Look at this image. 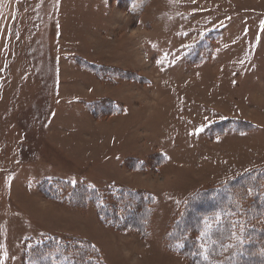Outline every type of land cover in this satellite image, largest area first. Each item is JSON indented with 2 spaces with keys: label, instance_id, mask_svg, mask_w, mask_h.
<instances>
[{
  "label": "rangeland",
  "instance_id": "rangeland-1",
  "mask_svg": "<svg viewBox=\"0 0 264 264\" xmlns=\"http://www.w3.org/2000/svg\"><path fill=\"white\" fill-rule=\"evenodd\" d=\"M261 233L264 0H0V264H232Z\"/></svg>",
  "mask_w": 264,
  "mask_h": 264
},
{
  "label": "trees",
  "instance_id": "trees-1",
  "mask_svg": "<svg viewBox=\"0 0 264 264\" xmlns=\"http://www.w3.org/2000/svg\"><path fill=\"white\" fill-rule=\"evenodd\" d=\"M244 178L241 177V178H238L236 179L234 182H233V185L234 186H239L241 185V189L242 188V184L244 182H246L247 184L250 183V185H248V187L250 186H254L256 185V182H252V178H251V181H244ZM224 187V186H221V188ZM226 187V186H225ZM227 187H230V185H228ZM208 195H210L209 192H207V200H196V203L193 204L196 205V204H200V203H207V211H212V210H216L218 208V205H222V203H224L225 201L224 200H221L219 203H214V200L208 198ZM255 203L257 201L256 204L258 205H261L262 202H260L258 199H255L254 200ZM200 205L201 209H202V205ZM193 209L195 210H198L200 209L199 206L198 207H193ZM197 212L196 211H193L192 213H188L187 214V217L184 218V220H179V222H177V227L180 225V224H183L184 226H187V227H190V229H193L195 227V222H194V218L193 216L196 217ZM220 227H228V223L226 222L225 224L223 225H219ZM223 234H216L214 236V238L212 239V242H216L218 243V245H215L212 247V252L215 254L216 252L214 251L215 249L223 246L225 244V241L223 240V237H222ZM239 239V238H238ZM238 239H236V243L240 246V247H243V250L241 251H238L236 254L233 255V259H231V263L232 264H264V235L261 233L260 235L257 236V238H255V240L253 242L251 241H246V240H243V242H240ZM54 245L52 244V242L48 241V242H43L41 244H31L28 246L27 248V251H26V254H27V262H25V264H33V256L37 258H40V256L38 255H34L35 252L40 254V255H44L46 251H48L50 248H53ZM81 249H80V246H76V251L79 252ZM239 253V254H238ZM218 255V254H217ZM216 255V256H217ZM221 254L218 255V257L220 256ZM207 261H210V259H213L215 258L214 257H211V253L209 251H207ZM246 259V260H245Z\"/></svg>",
  "mask_w": 264,
  "mask_h": 264
},
{
  "label": "snow or ice",
  "instance_id": "snow-or-ice-1",
  "mask_svg": "<svg viewBox=\"0 0 264 264\" xmlns=\"http://www.w3.org/2000/svg\"><path fill=\"white\" fill-rule=\"evenodd\" d=\"M134 10H135V6H134ZM200 130H202V128L200 129ZM73 183H75V181H73ZM6 256H7V253L5 252V253H3V255L2 256H0V260H3V259H5L6 258ZM208 258V256H207V251L205 250V259H207Z\"/></svg>",
  "mask_w": 264,
  "mask_h": 264
},
{
  "label": "crops",
  "instance_id": "crops-1",
  "mask_svg": "<svg viewBox=\"0 0 264 264\" xmlns=\"http://www.w3.org/2000/svg\"><path fill=\"white\" fill-rule=\"evenodd\" d=\"M70 96H78V95H76V94H75V95H72V94H71Z\"/></svg>",
  "mask_w": 264,
  "mask_h": 264
}]
</instances>
